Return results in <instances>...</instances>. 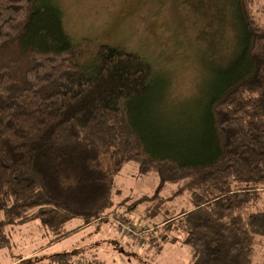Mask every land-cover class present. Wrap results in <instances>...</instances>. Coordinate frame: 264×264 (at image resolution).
Listing matches in <instances>:
<instances>
[{
	"label": "trees",
	"instance_id": "trees-1",
	"mask_svg": "<svg viewBox=\"0 0 264 264\" xmlns=\"http://www.w3.org/2000/svg\"><path fill=\"white\" fill-rule=\"evenodd\" d=\"M231 6L239 51L229 78L199 104L208 151L184 158L170 146L150 151L130 113L152 88L148 62L101 44L89 64L93 42L71 44L51 1L0 0V249L18 224L39 222L51 244L75 231L65 228L72 220H105L116 177L135 164L157 176V194L175 184L174 198L188 195L190 208L166 223L182 233L190 264H249L257 245L264 250V25L252 0ZM159 197L134 203L152 201L158 211ZM17 259L102 264L81 251Z\"/></svg>",
	"mask_w": 264,
	"mask_h": 264
},
{
	"label": "rangeland",
	"instance_id": "rangeland-1",
	"mask_svg": "<svg viewBox=\"0 0 264 264\" xmlns=\"http://www.w3.org/2000/svg\"><path fill=\"white\" fill-rule=\"evenodd\" d=\"M50 1L60 11L71 44L93 42L87 63L96 47L105 44L137 53L151 65L152 90L130 107L150 151L168 154L170 146L174 155L184 158L208 151L210 135L202 129L199 104L229 78V66L239 51L232 0ZM252 6L264 25V0H252ZM158 184L154 173L141 174L135 164L126 165L116 177L108 218L88 225L72 220L65 228L75 231L51 244L37 221L12 226L10 246L0 249V264L73 251L95 255L102 264H190L182 233L175 231L173 222L166 223L170 213L188 210L190 199L186 193L174 198L175 184L164 185L157 194ZM154 194L164 201L158 211L152 201L134 203ZM120 218L128 222L120 223ZM249 264H264L261 246L255 247Z\"/></svg>",
	"mask_w": 264,
	"mask_h": 264
}]
</instances>
